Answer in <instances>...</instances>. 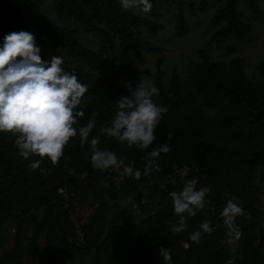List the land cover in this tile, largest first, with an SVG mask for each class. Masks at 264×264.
<instances>
[{"label": "trees", "instance_id": "16d2710c", "mask_svg": "<svg viewBox=\"0 0 264 264\" xmlns=\"http://www.w3.org/2000/svg\"><path fill=\"white\" fill-rule=\"evenodd\" d=\"M45 1L0 0V47L9 33H32L44 60L50 55L62 57V67L88 85L86 116L74 127L86 124L93 110L100 115L83 148L77 135L65 147L58 165L43 158L41 168L46 174L30 167L39 157L25 160L15 146V136L0 133V227L11 222L14 229L13 245L3 251L0 264H24L29 254L32 261L28 264H66L67 257L82 254L89 255L84 264H165L161 247L170 249L171 264H226L229 259L233 264H264V233L257 230L264 190V82L247 75L246 59L215 60L201 48L198 61L191 65L189 83L173 70L165 84L163 57L157 60L156 71H145L144 79L155 81L159 89L154 101L167 107L148 151L165 142L171 144V151L161 153L145 176L148 151L99 135V128L114 118L117 99L128 94L124 82L135 85L139 79L137 69L124 80L110 78L117 66V56L110 49L118 41L123 54L133 52L141 57L161 52L163 47L147 39L143 29L157 36L164 25L124 10L119 0H54L60 18L73 19L86 33L98 37L102 46L95 50L81 42L75 28L47 18L42 13ZM172 1L175 34L183 38L190 31L186 9L193 14L203 12L211 0ZM217 1L224 3L210 20L216 28L213 40L246 38L252 23L238 13L239 0ZM244 1L254 13L260 12L258 0ZM149 2V13L156 16L157 0ZM258 66L264 73V60ZM97 73L101 75L98 82ZM210 108L216 111L211 114ZM97 135L100 149L114 152L134 171H141L139 180L126 175L117 181L122 168L116 172L92 167L90 140ZM193 180L196 190L210 189L205 207L187 220L185 231L173 233L171 225L179 218L170 193L182 191ZM233 198L245 213L235 221L241 233L240 258L232 254L229 230L221 217ZM90 200L96 207L82 225L84 242L79 244L72 214L77 201ZM205 220L214 228L211 234L200 229ZM195 231L202 232L198 244L190 239Z\"/></svg>", "mask_w": 264, "mask_h": 264}, {"label": "clouds", "instance_id": "9594fccd", "mask_svg": "<svg viewBox=\"0 0 264 264\" xmlns=\"http://www.w3.org/2000/svg\"><path fill=\"white\" fill-rule=\"evenodd\" d=\"M119 2L124 10L135 8L147 13L152 8L149 0ZM40 53L36 38L30 32L21 30L4 37L3 46L0 47V133L15 136V146L25 160L31 156L39 157L40 159L30 163V167L46 174V169L41 168L43 158L47 157L54 166L58 165L64 156L65 147L77 135L80 147L83 148L96 128L100 113L93 110L87 117L86 124L78 129L74 127L86 116L80 105L88 92V85L80 83L74 73L62 67V57L53 56L46 61ZM124 86L128 94L117 99L114 118L106 126L99 128V135L115 138L129 148L135 146L148 151L149 146L157 139L155 132L167 107L154 101L153 97L159 96V89L151 79H140L135 85L125 81ZM99 135L90 140L92 167L100 171L112 169L116 172H120L123 167L122 175L139 180L142 174L140 170L134 171L131 166H124V161L114 152L98 147ZM171 139L172 133H169L168 140ZM170 151L169 142L148 151L145 157L148 162L143 174L149 175L153 161L161 153L167 154ZM195 185L196 181H189L182 191L170 193L174 213L179 218L171 225L173 233L185 231L187 220L195 217L205 207V197L210 189L205 186L196 190ZM234 199L227 201L221 217L229 235L234 233L239 238L241 233L237 230L235 221L245 213L242 207L233 202ZM200 229L208 234L214 231L208 220L200 224ZM202 232H193L190 239L198 244ZM159 254L165 264H171L170 249L161 247ZM226 264H233V261L229 259Z\"/></svg>", "mask_w": 264, "mask_h": 264}, {"label": "rangeland", "instance_id": "374dc122", "mask_svg": "<svg viewBox=\"0 0 264 264\" xmlns=\"http://www.w3.org/2000/svg\"><path fill=\"white\" fill-rule=\"evenodd\" d=\"M200 2L201 0H188ZM260 12L254 13L244 0L238 2V13L246 20L252 23V31L244 39H236L234 37L226 38L223 41H215L212 36L216 28L210 26V20L215 10L223 6L224 2L211 0L208 8L203 12L193 14L186 9L185 15L190 24L189 33L178 38L175 34V3L172 0H157L156 16H151L149 12L144 13L139 9H130L128 11L147 16L164 25V29L157 36H151L143 29L145 37L151 41L161 45L163 51L155 53H144L141 57H137L133 52L123 54L119 42L116 46L110 49V53L117 56V66L114 72L110 75L112 79L124 80L132 69L138 70V77L144 79L145 71L157 70V60L160 57L164 58L162 68L165 72L164 82L167 84L171 78L173 70H176L180 79L184 83H189V72L191 65L199 59L198 51L206 49L210 57L215 60L230 61L234 57H244L246 59L245 70L249 77L264 82V73L259 68V63L264 60V0H258ZM42 13L49 19L54 20L61 26H70L78 31L81 42L95 50H98L102 44L98 37L88 34L84 28L73 19L60 18L56 13L54 0H46L42 6ZM233 48L235 50H232ZM52 55L49 56V60ZM101 75L97 73L96 82L99 81ZM88 98H82L80 107L85 110V103ZM210 113L213 114L216 108H210ZM180 171V174H183ZM96 204L90 200L85 203H75V208L72 214V219L78 230H81L82 225L89 221L93 215ZM260 210L261 214L257 220V230L264 233V190L260 195ZM14 229L11 222L0 227V256L4 250H9L13 245ZM41 244H44V239H41ZM229 245L232 254L236 257H241L239 251L240 239L236 238L235 234L229 235ZM89 259L88 254H82L76 257H67L64 261L66 264H84ZM32 261V254L23 258V263L28 264Z\"/></svg>", "mask_w": 264, "mask_h": 264}, {"label": "built area", "instance_id": "2783aa9c", "mask_svg": "<svg viewBox=\"0 0 264 264\" xmlns=\"http://www.w3.org/2000/svg\"><path fill=\"white\" fill-rule=\"evenodd\" d=\"M124 166H128V164L124 162ZM122 169H123V167H122ZM181 171H182V170H181ZM121 173H122V172H121ZM179 173H181V172L179 171ZM183 173H184V171H183ZM182 175H183V174H182ZM125 176H126V175H122V174H120L119 177H115V179H116L117 181H121V180H123V178H124ZM71 240H73V238H71ZM75 241H77V243H79V244L84 242V236H83V233L81 232V230H78V229H77V237H76Z\"/></svg>", "mask_w": 264, "mask_h": 264}]
</instances>
